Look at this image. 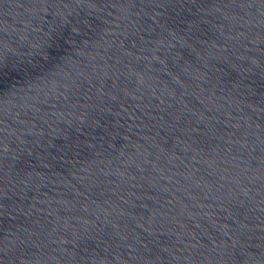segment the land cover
Masks as SVG:
<instances>
[{
  "label": "water",
  "instance_id": "95a60500",
  "mask_svg": "<svg viewBox=\"0 0 264 264\" xmlns=\"http://www.w3.org/2000/svg\"><path fill=\"white\" fill-rule=\"evenodd\" d=\"M0 264H264V0H0Z\"/></svg>",
  "mask_w": 264,
  "mask_h": 264
}]
</instances>
